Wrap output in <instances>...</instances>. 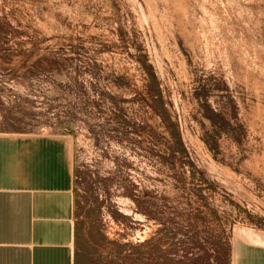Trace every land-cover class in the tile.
<instances>
[{"label":"rangeland","instance_id":"obj_1","mask_svg":"<svg viewBox=\"0 0 264 264\" xmlns=\"http://www.w3.org/2000/svg\"><path fill=\"white\" fill-rule=\"evenodd\" d=\"M57 132L82 264H218L264 232V0H0V134Z\"/></svg>","mask_w":264,"mask_h":264},{"label":"crops","instance_id":"obj_2","mask_svg":"<svg viewBox=\"0 0 264 264\" xmlns=\"http://www.w3.org/2000/svg\"><path fill=\"white\" fill-rule=\"evenodd\" d=\"M72 136L0 134V264H82ZM230 264H264V232L242 229Z\"/></svg>","mask_w":264,"mask_h":264},{"label":"trees","instance_id":"obj_3","mask_svg":"<svg viewBox=\"0 0 264 264\" xmlns=\"http://www.w3.org/2000/svg\"><path fill=\"white\" fill-rule=\"evenodd\" d=\"M159 109H160V115H161L162 119L164 120V122H166V123L168 122L170 124L171 121L167 118V114L164 111V109L162 107H159ZM207 110L212 114L211 120L213 122L214 118L217 116V114L214 111L210 110V108L208 109V107H207ZM170 128H171V126H170ZM173 138L175 140L177 139L175 133L173 134ZM142 213H143V215H145L147 217L149 216L147 212H142ZM217 263L218 264H230V249H227L226 251L223 250L222 252H219L218 257H217Z\"/></svg>","mask_w":264,"mask_h":264}]
</instances>
